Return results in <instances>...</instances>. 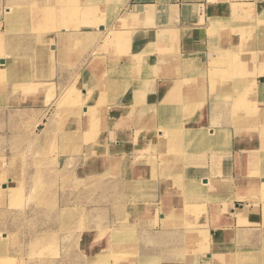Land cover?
<instances>
[{"label": "rangeland", "instance_id": "obj_1", "mask_svg": "<svg viewBox=\"0 0 264 264\" xmlns=\"http://www.w3.org/2000/svg\"><path fill=\"white\" fill-rule=\"evenodd\" d=\"M110 3L0 0V264H264V15L212 8L203 53L166 60L174 85L124 114L115 128L136 130L135 148L119 138L110 156L124 86L110 77L140 65L108 23L102 41L92 33ZM230 170L231 188L202 186ZM233 192L258 221L217 229Z\"/></svg>", "mask_w": 264, "mask_h": 264}, {"label": "crops", "instance_id": "obj_2", "mask_svg": "<svg viewBox=\"0 0 264 264\" xmlns=\"http://www.w3.org/2000/svg\"><path fill=\"white\" fill-rule=\"evenodd\" d=\"M222 4L240 5L241 7H235L236 9L239 8L237 10L238 16L244 15L245 7L247 6L250 12H254L256 16L264 15V0H111V9L104 13L101 22H96L97 30H93L92 33L96 34L102 41L104 36H106V25L108 23V26L116 30L121 36L126 35L129 40L130 52L128 55L132 54L140 60V65L138 70L134 71L131 76L128 74L125 77L126 80L115 73H113L112 78L110 77L109 82L114 83L117 80V83H123L124 86L119 90L121 91L120 94L112 95L115 101L109 106L111 119L109 121L111 125L107 130L110 142L109 155H116L119 148L125 147L124 142L122 140L119 141V138H126L127 141L125 143L128 151L135 148L134 144L128 145L129 140L134 139L136 130L131 131V128L117 130L115 124L122 120L124 114H145L149 112L150 107L157 105L158 97L170 85H174V82L171 84L162 76L164 75L163 73H169V70H163V66L166 67L165 64L168 63L166 60H171L169 57L198 59L197 57L203 53L202 49L207 42L208 13L215 6ZM223 7L222 5V11L227 16H236L230 11L234 7ZM97 15L94 17L96 21L99 18ZM86 20L92 21L91 19ZM120 64H122V61ZM83 91L86 93L85 89ZM91 98L97 99L98 96L96 94L92 96L87 94L86 105L82 106L81 123L90 124L92 122L91 107L94 103H91ZM85 108L88 109L87 113H84ZM139 120L136 117L130 119L133 126L135 123H139ZM140 137L143 140L137 148L143 150L146 145L144 139L148 138L147 131H144ZM207 177L209 178L208 183L206 185L202 184V186H205L212 194L218 193L216 191L217 188L224 187V184H228L229 188H231L234 183L233 180H238L231 175V170L229 175H207ZM231 193L232 190L229 195ZM236 196H238L237 193L233 192L226 202L231 207V211L225 209L219 212L221 214L217 218L212 216L216 219L211 224L218 226L216 227L217 229L231 231L238 228L240 230L258 221V214L252 210L253 204L237 199ZM240 201H244L247 204L244 205ZM215 210L213 214L216 213ZM220 219L222 224L218 223ZM210 230L213 246L212 251L207 252L214 254L215 252L213 251L219 247L215 243L216 229L211 228ZM205 252L204 255L207 257Z\"/></svg>", "mask_w": 264, "mask_h": 264}, {"label": "bare ground", "instance_id": "obj_3", "mask_svg": "<svg viewBox=\"0 0 264 264\" xmlns=\"http://www.w3.org/2000/svg\"><path fill=\"white\" fill-rule=\"evenodd\" d=\"M239 9V8H238ZM261 19H262V17H260V18H258V20H260L261 21ZM264 22V21H263ZM264 179V178H263ZM262 184H264V182L262 183ZM243 186V185H242ZM257 187H259V186H257ZM247 190H249L250 188H246ZM251 190H253V189H251ZM221 259V258H220Z\"/></svg>", "mask_w": 264, "mask_h": 264}]
</instances>
